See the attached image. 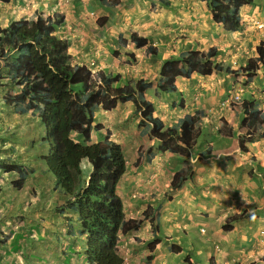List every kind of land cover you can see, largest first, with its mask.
<instances>
[{"label":"crops","instance_id":"1","mask_svg":"<svg viewBox=\"0 0 264 264\" xmlns=\"http://www.w3.org/2000/svg\"><path fill=\"white\" fill-rule=\"evenodd\" d=\"M105 1L13 0L0 6V26L22 19L28 22L35 13H64L65 23L55 33L67 41L73 63L93 73L119 75L123 83L143 79L157 84L166 62L179 60L184 52L212 48L218 51L215 64L239 71L249 61L255 62L257 48L264 41L254 25L256 20L264 22V0H252L241 8L236 29L214 21L211 0ZM132 33L147 38L158 54L147 56L146 48H136ZM156 86L146 91V98L166 127L202 113L191 154L195 174L182 188L170 192L173 176L184 164L177 154L161 153V142L143 134L141 119L133 114L134 104L96 111L95 125L104 129L92 132V142L104 141L109 130L111 140L122 146L127 172L117 192L126 218L143 219L137 230L121 237L120 254L130 257V264H264V135L253 136L247 141L248 151H242L239 137L244 116L230 107L239 95L243 101L254 99L262 104L264 69L251 80L247 73L201 76L195 72L190 78L178 77L173 93H159ZM73 137L80 140L77 134ZM149 146L155 153L152 162L142 159L136 167L141 149ZM91 171L89 167L86 179ZM48 176L35 179L38 183L33 186L39 194L42 184L53 183ZM48 198L57 203L59 221L43 230L51 239L50 263L88 264L87 235L77 214L67 207L70 197L56 190ZM149 208L156 215L154 223L144 220ZM30 213L37 218L39 212L34 208ZM227 225L230 228L225 230ZM32 235L38 236L33 228ZM155 241L154 259L149 263V246Z\"/></svg>","mask_w":264,"mask_h":264},{"label":"trees","instance_id":"2","mask_svg":"<svg viewBox=\"0 0 264 264\" xmlns=\"http://www.w3.org/2000/svg\"><path fill=\"white\" fill-rule=\"evenodd\" d=\"M12 1L0 0V6ZM211 2L214 21L236 29L240 25L241 8L252 0ZM64 23V13L51 16L35 13L28 22L22 19L6 27L0 26V87L17 86L20 90L12 97L5 96L3 102L16 114L34 113L46 126L47 168L70 197L67 207L77 214V222L87 235L88 264H123L124 258L119 252L121 237L137 230L143 219L126 218L123 200L117 192L127 172L122 146L111 140L109 130L104 141L92 142V132L104 129L100 124L95 125L96 111H113L120 104H134L133 114L141 119L139 126L143 127V134L161 142V153L177 154L184 164L170 184V192H175L194 177L191 154L198 142L197 124L202 113L187 115L176 127H166L155 116L154 105L147 100L146 91L157 85L159 93L176 92L177 78H190L195 72L201 76L214 72L247 73L251 80L264 69V45L258 47L255 62L249 61L239 71L215 64L213 60L218 51L212 48L208 52H184L179 60L166 62L157 84L143 79L123 83L119 75L93 73L87 66L73 63L67 41L55 33ZM130 38L136 48H146L147 56L158 54V48L150 46L147 38L137 33H132ZM231 107L244 116L239 143L241 150L247 152V140L259 133L264 135V112L253 99L245 100L241 106L233 103ZM74 134L81 136L84 143L75 140ZM152 151L151 146L143 147L135 166L139 167L142 159L152 162L155 156ZM84 161L92 167L88 179L83 175ZM2 169L5 173H18L22 181L15 186L23 187L28 174L23 166L6 163L2 164ZM152 211V208L145 211L144 220L154 223L156 215H152ZM229 228L225 226V230ZM20 239L21 235H17L13 241ZM157 242L149 246V263L154 259Z\"/></svg>","mask_w":264,"mask_h":264},{"label":"rangeland","instance_id":"3","mask_svg":"<svg viewBox=\"0 0 264 264\" xmlns=\"http://www.w3.org/2000/svg\"><path fill=\"white\" fill-rule=\"evenodd\" d=\"M19 92L17 86L0 87V264H51L49 257L52 249L48 245L51 239L43 230L59 221L55 216L57 203L48 197L56 190H63L47 169L46 126L34 113L16 114L11 106L3 102L5 96L12 97ZM78 138L84 143L81 136ZM6 163L23 166L26 170L28 174L23 188L15 186L22 181L18 173H5L2 169V164ZM89 167L88 161L82 163L83 175L87 174ZM42 169L46 171L44 176ZM48 173L53 183L50 180L47 187L42 184L39 194L33 186L38 183L35 179L47 178ZM33 194L35 199L31 197ZM34 208L39 212L37 218L30 213ZM32 228L38 234L37 238L33 237ZM19 233H22L21 241H13ZM196 233L200 234L199 229ZM48 236H51L50 232ZM55 237L58 238L57 234ZM55 237L54 240H57Z\"/></svg>","mask_w":264,"mask_h":264},{"label":"clouds","instance_id":"4","mask_svg":"<svg viewBox=\"0 0 264 264\" xmlns=\"http://www.w3.org/2000/svg\"><path fill=\"white\" fill-rule=\"evenodd\" d=\"M102 19H104V18H102ZM256 21H260L263 25H264V22L262 21V20H256ZM256 21H254V25H255V27L258 29V31H259V34L261 35V37H263L264 36V29H261V28H259L257 25H256ZM264 45V41H262V43L260 44V46L261 45ZM258 49V48H257ZM202 52V51H201ZM208 52V51H207ZM258 53V52H257ZM255 60H256V58H255ZM249 100H251V99H249ZM254 100V99H253ZM255 101V103H256V105H257V107H258V109L260 110V111H262V112H264V98H263V102H262V104L259 102V104H257V102H256V100H254ZM244 101L243 100H241V97H240V95L239 96H236L231 102H230V107H231V105L233 104V103H236L238 106H241L242 105V103H243ZM263 107V108H262ZM261 108V109H260ZM37 116V115H36ZM242 135H243V133H242ZM258 135V134H257ZM256 136V135H255ZM241 137V136H240ZM240 137H239V139H240ZM248 141V140H247ZM247 144V143H246ZM247 146V145H246ZM8 164V163H7ZM23 187H24V185H23ZM22 187V188H23ZM203 230V229H202ZM204 232V231H203ZM19 235H21V234H19ZM22 239V238H21ZM21 241V240H20ZM128 257V256H127ZM124 259L126 258V257H123ZM129 259H130V257H128ZM130 262H131V259H130ZM123 264H125V263H123Z\"/></svg>","mask_w":264,"mask_h":264},{"label":"built area","instance_id":"5","mask_svg":"<svg viewBox=\"0 0 264 264\" xmlns=\"http://www.w3.org/2000/svg\"><path fill=\"white\" fill-rule=\"evenodd\" d=\"M256 25L261 28V29H264V25L260 22V21H256ZM204 231V229L202 230V232ZM124 263L125 264H130V259L128 257H126L124 259Z\"/></svg>","mask_w":264,"mask_h":264}]
</instances>
